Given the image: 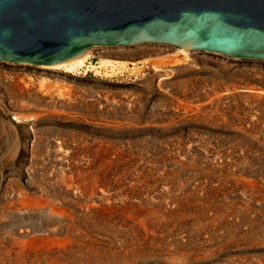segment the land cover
<instances>
[{"label": "rangeland", "instance_id": "1", "mask_svg": "<svg viewBox=\"0 0 264 264\" xmlns=\"http://www.w3.org/2000/svg\"><path fill=\"white\" fill-rule=\"evenodd\" d=\"M107 49L0 62V264H264V63Z\"/></svg>", "mask_w": 264, "mask_h": 264}, {"label": "water", "instance_id": "2", "mask_svg": "<svg viewBox=\"0 0 264 264\" xmlns=\"http://www.w3.org/2000/svg\"><path fill=\"white\" fill-rule=\"evenodd\" d=\"M153 44L264 63V0H0V62Z\"/></svg>", "mask_w": 264, "mask_h": 264}, {"label": "bare ground", "instance_id": "3", "mask_svg": "<svg viewBox=\"0 0 264 264\" xmlns=\"http://www.w3.org/2000/svg\"><path fill=\"white\" fill-rule=\"evenodd\" d=\"M106 48H108L107 50H109L110 48L109 47H106ZM177 51H178V54H184L183 56H185L187 53H188V51H184V50H181V49H179V48H175ZM88 53H89V51H87L84 55H82L81 57H79V58H77V59H75V60H72V61H70V62H67V63H62V64H58V65H55V66H41V67H45V68H57V67H64L65 69H66V71H76L81 65H83V63H84V61H85V59L87 58V56H88ZM156 55H159V53H157V52H153V51H140V52H126V51H119V50H111V51H106L105 52V59H102V62H104V63H110V62H117V61H119L120 63H126L127 61H132V60H136V59H139V58H141V59H145V58H148V57H153V56H156ZM108 58H110V59H115V60H110V59H108ZM117 60V61H116ZM119 63V64H120ZM26 78V79H25ZM24 79L26 80L25 82L23 81V79H19L18 81L19 82H21L22 83V85L21 86H19V84H17L16 86H17V90H19V91H22V90H24V88L23 87H26L27 85H31L32 86V88H31V90H32V92H34V95L35 96H39L40 98H41V100H43V101H47V99H45L44 97H41L40 95H38L37 94V89L39 88H42L43 89V91H45L46 93H47V89H45L44 88V85L42 84V80L44 79V77H42V76H36V78L35 79H37L38 81H36V82H34V83H32L31 81H30V79H29V76H26ZM8 79H9V77H8ZM7 79V80H8ZM3 81H5V80H3ZM13 86V85H12ZM30 90V91H31ZM57 90V89H56ZM38 91H40V90H38ZM24 92V91H23ZM45 92H43V93H45ZM59 92V91H58ZM42 94V93H41ZM48 95V94H47ZM56 95H58V93H56ZM55 95V96H56ZM19 97V96H18ZM21 98V97H20ZM50 99L51 98H53V97H49ZM22 100V99H21ZM21 102V101H20ZM42 102V101H41ZM1 103V102H0ZM37 104V103H36ZM1 105L5 108V105L4 104H2L1 103ZM37 106H38V104H37ZM37 106H35V108L37 107ZM7 109V108H6ZM84 169V168H83ZM83 175V174H82ZM90 175H91V173H90ZM89 178V177H88ZM83 180H85V179H83ZM95 180H97L96 178H95ZM92 181V180H91ZM94 181V180H93ZM83 182V181H82ZM92 183V182H91ZM68 184V183H67ZM86 184H88V183H86ZM96 184V183H95ZM95 184H94V186H95ZM100 188V187H99ZM102 197V196H101ZM96 202V201H95ZM97 206V205H96ZM81 207V206H80ZM82 208V207H81ZM57 209V208H56ZM94 209V208H93ZM94 211V210H93ZM139 212V211H138ZM171 212V211H170ZM69 213V212H68ZM61 214V213H60ZM69 219V218H68ZM26 222V221H25ZM58 223V222H57ZM22 225H26V224H23L22 223ZM59 225V224H58ZM51 227V226H50ZM53 227V226H52ZM54 228V227H53ZM53 228H52V230H53ZM56 228V227H55ZM67 228V227H66ZM17 229V228H16ZM48 230H50V229H48ZM77 230V229H76ZM20 231V230H19ZM18 231V232H19ZM42 231V230H41ZM40 231V232H41ZM51 231V230H50ZM55 231V230H54ZM53 232V231H52ZM66 232V231H65ZM26 233V232H25ZM57 234H59V233H57ZM61 234V233H60ZM78 234V233H77ZM36 236V235H35ZM65 237V236H64ZM33 239V238H32ZM30 240V239H29ZM55 241V239L53 238V236H48V235H46L45 234V236H43V235H41V236H38V237H36V238H34V242L35 243H37V245H40V244H47V243H50V242H52V241ZM56 240H58V239H56ZM63 240H64V238H63ZM62 240V241H63ZM59 241V240H58ZM21 243H22V241H21ZM62 243V242H61ZM19 244H20V242H19ZM58 244V243H57ZM32 245V244H31ZM34 245V244H33ZM56 245V244H55ZM63 245V244H62ZM26 246H28V245H26ZM61 246V245H60ZM18 247H20V245L18 246ZM25 247V246H24ZM43 248H45V247H43ZM65 248V247H64ZM26 249V248H25ZM24 249V250H25ZM48 250V249H47ZM45 251V250H44ZM49 251V250H48ZM51 251V250H50ZM31 253V252H30ZM44 253V252H43ZM61 253V252H60ZM66 254V253H65ZM30 256V255H29ZM58 260V259H57ZM119 260V259H118ZM71 261V260H70Z\"/></svg>", "mask_w": 264, "mask_h": 264}]
</instances>
